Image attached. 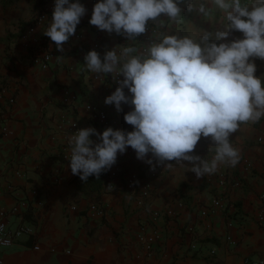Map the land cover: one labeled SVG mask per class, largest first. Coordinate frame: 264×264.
Returning <instances> with one entry per match:
<instances>
[{
    "label": "crops",
    "instance_id": "1",
    "mask_svg": "<svg viewBox=\"0 0 264 264\" xmlns=\"http://www.w3.org/2000/svg\"><path fill=\"white\" fill-rule=\"evenodd\" d=\"M37 2L3 0L0 6V218L12 229H29L3 247L4 262L247 264V258L264 257V218L260 219L264 216V117L241 123L230 135V143L240 151L235 167L221 165L214 174L198 179L187 161L183 166L172 161L171 169L155 165L153 170L128 147L108 170L109 185L95 189L71 172L67 157L73 123L101 134L108 127L124 131L133 127L124 120L129 105L122 104L123 111H117L115 105L105 103L117 88L112 76L97 78L87 70L85 56L96 50L103 59L107 51L116 48L119 54L123 46L134 47L133 55H140V36L128 40L99 30L89 23L99 0H80L87 12L60 52L43 34L52 14L44 23L34 22L41 9ZM191 3L192 11L187 0L179 3L182 12L176 21L162 15L151 22L160 25L164 35L189 36L199 43L207 32L212 34L210 41H216V32L227 30L225 13L213 0ZM252 3L241 0L242 6ZM200 4L209 15L198 12ZM238 38L242 33L233 31L228 40ZM45 52L52 54L46 69L34 61ZM252 60L256 75L264 79V60ZM88 103L107 109V121L93 119ZM90 138L97 140L95 135ZM195 154L210 161L215 145L202 137ZM133 174L138 181L130 189L126 183ZM145 189L153 197L143 207ZM216 197L225 207L201 215V209ZM92 203L100 211L90 209ZM143 228L160 234L153 253L138 242ZM192 241L196 248L190 246Z\"/></svg>",
    "mask_w": 264,
    "mask_h": 264
},
{
    "label": "clouds",
    "instance_id": "2",
    "mask_svg": "<svg viewBox=\"0 0 264 264\" xmlns=\"http://www.w3.org/2000/svg\"><path fill=\"white\" fill-rule=\"evenodd\" d=\"M180 2L184 0H99L89 23L132 40L162 15L176 21L182 12ZM213 3L228 22L227 30L216 32V41L228 42L210 41L212 34L207 32L199 43L189 36L164 35L141 55H133L136 49L131 46L121 47L119 54L113 48L103 59L96 50L86 54V68L97 78L123 77L105 103L115 105L117 111H123L122 104L129 105L124 120L133 130L76 131L68 138L73 175L84 182L93 175L99 178L128 147L153 170L155 165L171 169L172 161L181 166L187 161L198 179L214 174L221 165L239 163L240 151L230 143V135L241 123L264 117V79L256 75L252 60H264V0H253L250 7L242 6L241 0ZM187 8L193 10L191 0ZM86 12L80 0H55L43 34L63 52ZM198 12L209 15L204 4ZM233 31L242 33V38L229 41ZM93 135L96 141L90 138ZM202 137L215 145L210 161L195 154Z\"/></svg>",
    "mask_w": 264,
    "mask_h": 264
},
{
    "label": "built area",
    "instance_id": "3",
    "mask_svg": "<svg viewBox=\"0 0 264 264\" xmlns=\"http://www.w3.org/2000/svg\"><path fill=\"white\" fill-rule=\"evenodd\" d=\"M55 1L49 0L45 2L39 11L38 14L34 16V22L36 23H44L48 20L49 16L53 13L54 10ZM164 33L161 29V26L149 21L147 25V31L142 34L139 37L138 40V50L140 55L142 53H146L147 48L152 43H159L160 40L163 38ZM98 46V45H97ZM52 54L50 52H45L42 55H38L34 57V61L39 63L43 68H47L49 66V63L51 61ZM123 79L122 77H117L116 79L112 78L113 84L118 87V80ZM128 90V89H126ZM3 92V86L0 85V95ZM10 102H14V99H10ZM87 109L90 113V116L95 119L96 121L106 122L108 118V110L105 108H101L95 104L88 103ZM72 134H74L76 131H78V125L77 123H73L72 127ZM261 139V138H260ZM138 181V176L136 174H133L128 177L127 179V187L130 189L136 188ZM153 197V193L150 189H145L141 192V204L143 207L149 206L150 200ZM223 208L225 207L224 202L222 201L221 197H216L213 199V201L206 205L203 209H201L200 213L201 215H207L208 213L214 212L217 208ZM90 209L93 211H100L97 203H92L90 205ZM3 214V212H2ZM153 214L155 216L160 215L159 211H153ZM263 214L261 215L260 219H263ZM29 229L25 226L18 227L16 229H12L9 227V222L4 219L0 218V264H6L2 257V249L3 247L10 246L15 237L20 236L21 234L27 232ZM189 231H192V228H189ZM160 234L158 231L153 230L151 232H148L146 229H142L141 232L138 233V242L142 245L143 249L148 253H153L156 249L157 245L159 244ZM190 246L192 248H196L197 244L193 243V241L190 243ZM36 249L39 248L38 245L34 246ZM247 264H264V257H257L253 259H246Z\"/></svg>",
    "mask_w": 264,
    "mask_h": 264
},
{
    "label": "trees",
    "instance_id": "4",
    "mask_svg": "<svg viewBox=\"0 0 264 264\" xmlns=\"http://www.w3.org/2000/svg\"><path fill=\"white\" fill-rule=\"evenodd\" d=\"M37 4L39 6H42L45 2L49 1V0H37ZM79 178V177H78ZM79 180L81 181V179L79 178ZM84 182V181H82ZM88 183H91L94 185L95 189H99L103 186H108L110 183V175L108 170L104 171L100 174L99 178H97L95 175L90 176L87 180Z\"/></svg>",
    "mask_w": 264,
    "mask_h": 264
},
{
    "label": "rangeland",
    "instance_id": "5",
    "mask_svg": "<svg viewBox=\"0 0 264 264\" xmlns=\"http://www.w3.org/2000/svg\"><path fill=\"white\" fill-rule=\"evenodd\" d=\"M3 5V0H0V6Z\"/></svg>",
    "mask_w": 264,
    "mask_h": 264
}]
</instances>
